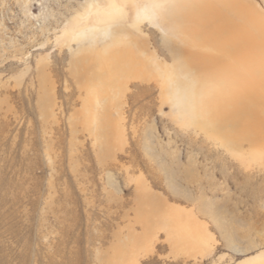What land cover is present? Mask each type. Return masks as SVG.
Listing matches in <instances>:
<instances>
[{"label": "rangeland", "instance_id": "rangeland-1", "mask_svg": "<svg viewBox=\"0 0 264 264\" xmlns=\"http://www.w3.org/2000/svg\"><path fill=\"white\" fill-rule=\"evenodd\" d=\"M186 1L0 0V264H264V132L238 149L168 85Z\"/></svg>", "mask_w": 264, "mask_h": 264}, {"label": "bare ground", "instance_id": "bare-ground-1", "mask_svg": "<svg viewBox=\"0 0 264 264\" xmlns=\"http://www.w3.org/2000/svg\"><path fill=\"white\" fill-rule=\"evenodd\" d=\"M92 1L101 6L102 0ZM181 5L175 19L181 32L195 40L199 52L168 48L177 68L187 74L185 80L168 84L174 88V100L182 103L201 130L239 149L240 139L248 141L253 135L254 140L264 132L263 17L241 0H189ZM139 11L145 12L144 7ZM193 72L207 77L202 75L199 83L189 81ZM194 100L199 102L197 107Z\"/></svg>", "mask_w": 264, "mask_h": 264}]
</instances>
